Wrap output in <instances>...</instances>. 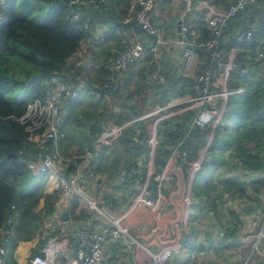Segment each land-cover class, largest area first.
I'll return each instance as SVG.
<instances>
[{
    "label": "trees",
    "instance_id": "1",
    "mask_svg": "<svg viewBox=\"0 0 264 264\" xmlns=\"http://www.w3.org/2000/svg\"><path fill=\"white\" fill-rule=\"evenodd\" d=\"M127 1H96L81 9L90 17V22L102 23L106 26V32L110 33L122 24V7ZM212 1L224 5L231 0ZM0 12L3 17L0 23V245L5 248L9 264H26L44 242L40 238L42 221L54 209L60 191L50 175L32 174L20 160L21 149L35 152L36 148L26 142L28 133L24 125L12 116L21 115L27 103L44 96L45 82L50 74L68 72L66 59L75 52L88 28L82 18H71L68 0H5ZM237 18L228 23L221 35L218 45L220 62H225L228 52L235 45L233 31L234 24H238ZM194 27L199 41H204L208 33L206 24L200 20ZM257 36L256 33L254 39L241 47L233 59L227 87H242L243 91L228 95L221 122L215 125L200 168L192 177L191 193L198 210L216 213L217 199L224 192L246 196L247 187L257 189L264 180L262 177L243 182L236 176L227 177L223 172L229 164L225 158L227 150L233 161L230 167L234 170L239 163L249 170H264V72L259 71L264 69L244 49L252 48L257 42ZM196 52L200 57L208 59V52L203 47H197ZM109 59L103 60L90 76L89 90L80 92L74 100L65 104L64 117L59 126L63 136L58 138L57 145L63 156H78L68 166V172H73L80 162L79 155L86 149L90 150L93 156L87 169L104 172L106 183L117 192V196L111 194L105 198L110 204L115 199L127 204L134 187L146 178L147 170L138 168L136 160L141 155L146 156L150 146L144 122L140 119L122 129L110 155L106 153L105 146L94 143V136L99 132L101 120L104 119L103 111L98 110L100 94L106 93L102 83L112 76ZM154 67L151 66L148 71ZM142 78L146 85L144 74ZM191 82L192 78L168 74L166 81L155 83L154 96L158 104L162 105L172 97L193 93ZM98 93L99 96H96ZM104 102H101L102 106H105ZM141 111L126 101L113 121L122 123ZM188 115L186 112L183 116L186 118ZM157 127L153 155L157 169L169 155L168 146H175L178 142H181L179 149L185 150L188 159L196 158L211 130V127L204 130L194 128L185 135L187 123L176 124L170 118L158 122ZM48 146L51 147V143ZM176 162L178 160H174ZM114 178L118 181H114ZM78 204V199L74 197L70 211ZM9 215L12 216L15 233L3 243L2 229ZM224 233L226 236L231 233L233 235L232 230ZM223 245L229 247L230 243L224 242Z\"/></svg>",
    "mask_w": 264,
    "mask_h": 264
},
{
    "label": "built area",
    "instance_id": "2",
    "mask_svg": "<svg viewBox=\"0 0 264 264\" xmlns=\"http://www.w3.org/2000/svg\"><path fill=\"white\" fill-rule=\"evenodd\" d=\"M96 1L105 0H68L71 8V18L73 20L83 19L85 27L88 28L90 17L82 11V6H88ZM155 0H128L122 13L124 23H134L139 27V33L124 39L121 48L116 55L110 60V69L112 76H109L103 83L102 87L109 92L118 91L120 82L113 74L122 72L131 66L137 65L141 60L147 58L156 50V44H167L177 48L181 46V67L185 72H190L194 65V58L198 56V64L201 70L195 72L192 76L191 88L193 93L185 94L174 100L169 101L165 106L156 104V107L142 116L134 117L122 123H114L101 120V128L94 136V143L97 146H105L106 153L110 155L114 142L120 135L122 129L131 122L147 117L167 107L176 105L189 104L184 107L185 110H192L189 120L187 121V135L189 130L197 128L204 130L211 127L207 134L206 145L200 150L198 156L193 159H187L185 150H180L178 142L170 148L169 155L163 159V165L159 169L150 167L147 170L145 180L140 183L139 190L132 200L129 201L131 206H142L153 212L159 210L160 203L165 200L163 188L172 179L182 178L179 174L184 164L189 166L188 169V186L186 191L181 193V189L174 188L169 196V202L178 204L182 202L185 205V211L180 217L182 225L187 228L189 224L188 207L191 205V181L194 173L200 168V163L206 153V148L212 136V131L216 124L221 122L222 114L226 107L227 97L230 93H242V87L229 89L227 87L229 73L233 67V59L236 53L246 44L254 39L257 33V42L252 48L246 49V54L257 62L258 66L264 69V0H231L224 5L214 4L212 0H168L179 2L183 5V13L192 9L202 11L200 19L208 28L207 38L200 42L198 32L195 27L188 25L181 15L180 27L182 37L171 38L163 41L162 29L160 26L150 21L151 10ZM5 0H0V9ZM246 13H252L250 17L245 18ZM242 22L236 25L233 31L235 45L230 49L226 62H220V51L218 45L220 38L228 23L234 20ZM3 20L0 12V23ZM263 21V24H262ZM150 34H156L155 45L152 46ZM98 41H103V35L99 38L90 39L88 43L92 45ZM85 45V36L78 44L77 49L67 58L65 65L69 67L68 72H54L50 74L45 82L46 92L44 96L35 98L27 103L24 112L19 116L12 118L24 125L27 131L26 142L32 143L36 148L35 152L21 149L20 160L25 164L27 170L32 174H48L57 183L60 191V197L54 209L44 217L41 225L40 238L44 240L38 251L33 254L26 264H100L103 246L110 240H116L128 235V227L119 223L116 216L106 214L107 211L98 204L97 195L102 191L110 192L101 184L104 173L87 169L89 162L92 160V152L85 150L79 155L80 162L75 166L73 172H68V166L78 157L76 155L63 156L57 145V140L63 133L59 132V126L64 117L65 104L74 100L78 94L79 82L76 80L77 70H89L93 67V56L82 53ZM203 47L208 52V59L200 57L196 50L197 47ZM215 64L220 68L218 79L213 78ZM170 74V73H169ZM166 75L160 71V66H155L152 70L144 73V80L147 85L164 82ZM153 129H156V122ZM152 146L156 144L154 133L147 140ZM51 143V147L48 144ZM26 156H24V154ZM174 160L178 162L174 163ZM86 167V168H85ZM86 170L81 173L82 169ZM235 176L243 182H248L264 177L263 169L249 170L241 164L234 170ZM84 180H90L93 185L100 189L94 195L86 192ZM155 196L151 195V188ZM77 198L81 206L88 211L97 212L111 220L112 226L104 230H88L86 228H74V243L69 247L68 241L62 236V229L66 225V220L60 218L59 207L64 201ZM224 198L231 207L242 202L243 198L231 193H225ZM11 207H13L11 205ZM211 212H208V215ZM143 229V228H142ZM158 234L153 239L156 244L155 250L149 252V261L147 264H166L174 255L182 250V243L178 239V231L175 228L159 229ZM15 233L12 216L9 215L2 229L3 243L7 242ZM264 232L257 235L251 249L240 264H264ZM132 243L139 247L141 243L134 238ZM0 264H9L6 259L5 248L0 245Z\"/></svg>",
    "mask_w": 264,
    "mask_h": 264
},
{
    "label": "crops",
    "instance_id": "3",
    "mask_svg": "<svg viewBox=\"0 0 264 264\" xmlns=\"http://www.w3.org/2000/svg\"><path fill=\"white\" fill-rule=\"evenodd\" d=\"M175 4H176L175 1L155 0L151 10L150 21L153 24L161 27L162 29L161 38L163 39V41L177 37L176 25L173 20ZM125 6L126 3L123 5L122 10L125 9ZM251 14L252 13H248V14L246 13L245 18L250 17ZM180 15L183 17V20L188 25L194 27L197 24V22L201 20L200 17L202 15V11L198 9H192L189 12L183 13V5H180ZM241 24L242 22H239L238 25ZM235 25H237V23L234 24V27H236ZM105 28L106 26H104L102 23H99L97 21L90 22L88 26L87 33L85 36V45L81 51L86 55L91 54L93 56V62L95 65H93L92 70L90 69L87 70V73L88 71L94 72V70L101 65V62L103 60L105 59L107 60L108 58L112 59L116 55L117 51L121 48L124 39H126L129 36L136 35L140 31L139 27L136 24L124 23L123 21L121 25L116 26L114 30L111 31L110 33H107ZM102 35H103V41H98L93 45L91 43H88L90 39L99 38ZM71 56L68 58H71ZM181 59H182L181 46L175 48L164 43L161 45L156 44V50L153 53H151L147 58L141 60L137 65L131 66L126 70L115 74V77L117 78L118 81L123 83H130L132 84L131 87L135 88L136 85L134 87V84L137 83L136 81L138 74L141 73V75H143L145 72H147L150 69L151 66H160V71L165 73L166 79L169 73H173L177 77L192 78L195 72H199L201 70V65H199L197 62L198 61L197 55L194 58V65L190 72H185L182 69ZM81 73H83V71L77 70L76 73L77 82L79 81L81 82V77L79 76L81 75ZM219 76H220V68L217 64L213 71V78L218 79ZM89 79L87 80V84L85 87L90 86L88 85V81H90ZM145 86L150 88V90L152 89V91H154V87H156V84L155 85L146 84ZM188 86L186 85V87ZM185 94H189V93H185ZM105 101L112 110L116 108V104L109 103L108 95L105 96ZM156 104L158 105L157 98H156ZM186 112L189 113L188 110L181 108L179 111H171L166 114H158L154 116L153 122L154 124L156 122L157 125L158 122L162 121L163 119L170 118L171 121L174 122L176 121V124L178 123L185 124L189 120V118L187 117L185 118L183 116L186 114ZM172 146L173 145L171 146L169 145L168 148L170 149ZM148 155L149 156L146 163L143 162L145 158L143 156H140L138 160L140 158H144V159H141L140 163L138 162L137 165L138 166L141 165V167L145 168L146 170H148L150 167L157 169L155 168L153 162L154 145L153 146L151 145ZM85 168L81 170L82 174L86 170ZM188 169L189 166L184 164L182 167V171L179 172V174L182 175V178L181 179L177 178L178 180L172 179L168 184L164 186L163 194L165 196V200H163L160 203L159 210L157 212H153L145 208L147 210L146 214H143L140 217L138 216V218L134 220V222H132V224L130 225H128V221L130 218L134 217L133 209L134 207H136L135 205L134 206L129 205V207L126 210H124L122 213L116 216L120 224L128 227V235L123 236L122 238L116 240H110L104 244L100 264H147L149 261L148 260L149 252L154 251L156 247V244L153 241V239L159 233L158 230L171 229V228H175L178 231V239L182 243L183 247L182 250L178 254L174 255L171 259H169L166 262V264H180V262L184 261L183 258L184 255L182 254L184 253V251L185 253H187V250L189 249L192 243V237H190V229L188 228L191 227V225L185 228L181 223L180 217L185 211V205L182 202L178 204H173L169 202L167 198L170 192L176 187H178L179 190L181 189L180 191L181 193H183V191H186L188 186V182H187ZM84 181L85 182L83 183L85 184L86 192L89 195H94L95 190L98 187H96V185H93L90 180L87 181L84 180ZM101 184L103 186L105 185L103 181H101ZM89 189L91 191H88ZM225 193L227 192H224V194ZM151 195L155 196V192L152 188H151ZM191 197H192V193H191ZM243 197L244 196H242V198ZM193 202H194V198H192L191 205L188 207L189 219L192 215ZM70 204L71 202L64 201L59 207V213L63 209H66L68 211V218L66 219V225L62 229L61 233L62 236L66 239V241H68L69 247L72 246V244L75 241L73 237L74 228H86L88 230L99 231L110 228L112 226L111 220L108 217L98 214L97 212H95L96 213L95 214L92 211L86 210L81 206V203H79L78 206L71 212ZM209 214H211L212 216V213ZM190 220L189 222L192 224ZM134 238H137L138 241L141 243L139 247H136L132 243Z\"/></svg>",
    "mask_w": 264,
    "mask_h": 264
},
{
    "label": "rangeland",
    "instance_id": "4",
    "mask_svg": "<svg viewBox=\"0 0 264 264\" xmlns=\"http://www.w3.org/2000/svg\"><path fill=\"white\" fill-rule=\"evenodd\" d=\"M92 69L93 67L90 70ZM259 71L264 72L261 69H259ZM92 74L93 71H88L87 73V70H84L83 73L79 75L81 77V82L79 81L78 83L80 92L84 90H89L88 86H85L87 84V80ZM136 82L137 83L134 84V87L136 85L135 88L131 87L132 84L130 83L120 82L119 91L107 93L109 103L116 104V108L114 110H112L105 101L106 93L100 94L101 99L98 103L100 106L98 107V110L103 111V121L114 122L113 120L118 114L119 109L122 107V104L126 101H130L132 104L136 105L139 110H142L137 116H135V118L138 116H142L146 113H150V111H152V109L156 107V98L153 96L154 91H152V89L150 90V88L144 85L141 73L138 74ZM96 96H99V93ZM177 97H172L166 102H164L162 105H159L165 106L169 101L174 100ZM103 101H105L103 103L105 104V106H102L101 104V102ZM85 102H87V100ZM93 104H95V101ZM188 105L189 104H182L173 107H167L162 109V111L151 115L149 114L147 117L141 118L140 120L144 122L146 128L147 140L153 135V133L155 135V138L157 137V125L156 129H153V120L155 115L166 114L171 111H179L181 108H184ZM188 112L189 115L187 116V118L190 117L192 110L188 109ZM205 145L206 142L204 146ZM149 146L151 148L150 143ZM203 147L201 148V150H203ZM72 148L74 147L72 146ZM148 152L146 156H143L145 159H137V163H140L141 159H144L143 162L146 163L149 156ZM225 154V158L227 157L226 159H228L229 164L226 165V168L223 169V172L227 177H234V168L230 167L232 159L229 158L228 150L225 151ZM90 163L91 161L89 162V165ZM140 167L141 165L138 166V168ZM96 172L100 173L102 171ZM114 181H118V179L114 178ZM103 182L105 183L104 186L106 188H110V192L105 193V191H102L100 196L97 195L98 204L100 206H103V208L107 211L106 214H110L111 216H117L118 214L126 210L130 204L127 203V205L125 203H119L117 199L114 200L113 204H110L109 201L105 198V196L111 194L116 195L117 192L114 191L110 184L106 183L105 173L103 177ZM134 188L139 190V185L135 186ZM135 189V192L133 191L134 193H130L131 190H129V199L131 198V200L138 192ZM88 191L91 190L89 189ZM97 191L99 193L100 189H96L95 193ZM223 194L221 198L218 197L217 199L218 201L217 208L215 211L216 213H213L210 210H198L196 209L197 206L194 204V202L192 203V215L190 217L191 220L189 219L192 224L190 222L188 224V226L191 225V227L188 228L190 229V237H192V243L189 249L187 250V253H185L184 251V253L182 254L184 255V261L180 262V264H240V262L248 254L251 253L252 245L256 240L258 233L264 232V180L258 185L257 189H253L252 186H250V188L247 187L246 196L243 197L242 202L236 205V207H231L230 204L227 203V199L224 198ZM146 211L147 210L145 209V207H134V213L132 212L134 214V217L132 216L133 218L129 219L128 225L132 224V222H134V220H136L138 216L140 217L141 215L146 214ZM208 211L212 213V216L208 215ZM231 230L233 232V235L231 233L230 235L226 236L224 232L229 233ZM223 235L226 236L224 239L222 238ZM224 242H229L230 246L225 247L223 245ZM260 246H264L263 241L260 242Z\"/></svg>",
    "mask_w": 264,
    "mask_h": 264
},
{
    "label": "water",
    "instance_id": "5",
    "mask_svg": "<svg viewBox=\"0 0 264 264\" xmlns=\"http://www.w3.org/2000/svg\"><path fill=\"white\" fill-rule=\"evenodd\" d=\"M179 15H180V3L179 2H176L175 4V10H174V14H173V20L175 22V25H176V36L178 39H181L182 37V33H181V27H180V23H181V20L179 18ZM151 38H152V46L155 45V41H156V34H150ZM155 126V125H154ZM60 218L62 220H66L68 218V211L66 209H63L61 212H60Z\"/></svg>",
    "mask_w": 264,
    "mask_h": 264
}]
</instances>
